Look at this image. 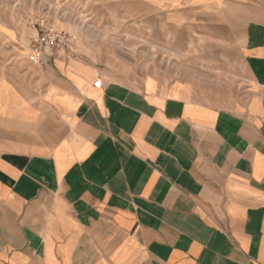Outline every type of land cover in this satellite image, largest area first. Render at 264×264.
Listing matches in <instances>:
<instances>
[{
	"label": "crops",
	"instance_id": "crops-1",
	"mask_svg": "<svg viewBox=\"0 0 264 264\" xmlns=\"http://www.w3.org/2000/svg\"><path fill=\"white\" fill-rule=\"evenodd\" d=\"M111 2L184 31V66L74 32L0 75V264H264V0Z\"/></svg>",
	"mask_w": 264,
	"mask_h": 264
},
{
	"label": "rangeland",
	"instance_id": "rangeland-1",
	"mask_svg": "<svg viewBox=\"0 0 264 264\" xmlns=\"http://www.w3.org/2000/svg\"><path fill=\"white\" fill-rule=\"evenodd\" d=\"M38 21L72 36H93L97 44H107L104 51L126 52L136 65L158 75L174 74L184 66L175 60L185 47L171 44L185 38V32L171 29L159 15L121 14L119 4L111 0H0V75L21 86L33 83L29 55L36 38L33 24ZM191 34L200 38L199 31Z\"/></svg>",
	"mask_w": 264,
	"mask_h": 264
},
{
	"label": "built area",
	"instance_id": "built-area-1",
	"mask_svg": "<svg viewBox=\"0 0 264 264\" xmlns=\"http://www.w3.org/2000/svg\"><path fill=\"white\" fill-rule=\"evenodd\" d=\"M33 26L36 31V38L31 48V54L29 55L32 60L38 58L45 50L69 57L74 56L75 43L68 33L54 29L43 21L35 22ZM93 86L100 88L101 82L97 80L93 83Z\"/></svg>",
	"mask_w": 264,
	"mask_h": 264
},
{
	"label": "bare ground",
	"instance_id": "bare-ground-1",
	"mask_svg": "<svg viewBox=\"0 0 264 264\" xmlns=\"http://www.w3.org/2000/svg\"><path fill=\"white\" fill-rule=\"evenodd\" d=\"M56 28V27H55ZM57 29V28H56ZM58 30V29H57ZM59 31H63V30H59ZM65 32V31H64ZM66 33H68V32H66ZM34 34V33H33ZM69 34V33H68ZM69 36L71 37V39H73L74 40V43H75V39L72 37V35H70L69 34ZM25 42H26V40H24ZM74 50H75V48H74Z\"/></svg>",
	"mask_w": 264,
	"mask_h": 264
}]
</instances>
